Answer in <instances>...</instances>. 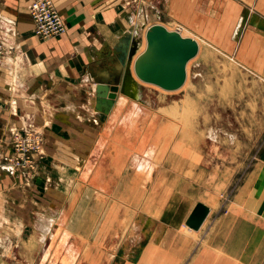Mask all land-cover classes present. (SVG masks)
Returning a JSON list of instances; mask_svg holds the SVG:
<instances>
[{
  "label": "rangeland",
  "instance_id": "1",
  "mask_svg": "<svg viewBox=\"0 0 264 264\" xmlns=\"http://www.w3.org/2000/svg\"><path fill=\"white\" fill-rule=\"evenodd\" d=\"M151 1L130 4L143 9L148 25L180 29L194 36L200 48L179 89L138 86L128 113L136 119L131 127L120 120L104 127L87 113L88 95L77 88L75 104L86 112L83 115L57 112L66 101L52 102L47 96L36 101L39 118L23 122L19 97L7 93L5 108L11 113L0 121V243L8 236L12 240L0 262L264 264V73L258 72V59L242 56L238 36L245 17L230 11V0H153V6ZM136 14L141 17L142 11ZM2 32L0 28V66L11 63L7 57L17 60L24 53L16 31L10 43L4 42ZM142 34L140 30V39ZM10 74L6 70L2 77L13 93ZM134 132L143 143L156 139L166 159L151 184H140L134 218L139 226L116 240L114 247L105 248L101 234L105 200L87 185L91 170L83 169L82 160L98 143L99 152L90 154L93 171L105 169L106 180L119 178L126 161L120 160L116 147L120 137L132 139ZM138 144L128 140L127 147ZM146 200L151 205L146 204L147 210ZM197 202L209 206L198 229L204 230L202 235L185 224ZM60 210L67 225L53 228L41 244L33 230L34 212L53 216ZM140 214L155 219L146 233ZM63 227L73 244L72 259L63 248ZM15 244L19 247L13 250ZM20 248L27 255L16 258Z\"/></svg>",
  "mask_w": 264,
  "mask_h": 264
},
{
  "label": "crops",
  "instance_id": "2",
  "mask_svg": "<svg viewBox=\"0 0 264 264\" xmlns=\"http://www.w3.org/2000/svg\"><path fill=\"white\" fill-rule=\"evenodd\" d=\"M31 1L0 0V28L3 31L10 29L16 31L24 51L22 56L20 55L23 60L16 68L13 66L23 86L13 85L15 87L13 93L9 92L7 80L2 77L6 70L11 72L12 65L0 66V121L10 117L11 112L5 108L9 96L7 93L19 97L17 107L22 115L21 120L27 114H31V118H39L36 101L47 96L51 101L57 98L66 101V106L57 112H65L68 117L70 113L83 115L86 112L75 104L77 95L74 90L77 88L88 95L89 100L84 104L87 113L103 125L109 120V112L101 120V115L92 106L95 99V83L91 73H103L112 67L111 60L118 55L114 46L121 33H130L132 37L139 33L141 28L133 34L127 28L131 26L134 16H137L136 13L141 9H138V5L130 4L132 0H53L65 22L66 32L56 38L39 40L34 36L32 19L28 11ZM150 4L153 6V0ZM231 10H237L245 17L238 36L243 48L242 56L258 59V62L254 60L256 66H259L258 72L264 73V0H230ZM122 21H125V27L121 26ZM10 40H13V37ZM141 42L142 38L139 45ZM131 72L133 73L132 66ZM120 113L116 114L112 121H116ZM47 216L40 211L34 212L33 215V230L40 239L41 234L38 230L40 226L36 228V225L38 220L44 217L46 219ZM11 240L9 236L2 238L0 243L2 258L11 246ZM12 247L14 250L19 245L15 244ZM19 254L26 256L27 252L20 248L17 249L16 258ZM0 264H4L3 259Z\"/></svg>",
  "mask_w": 264,
  "mask_h": 264
},
{
  "label": "bare ground",
  "instance_id": "3",
  "mask_svg": "<svg viewBox=\"0 0 264 264\" xmlns=\"http://www.w3.org/2000/svg\"><path fill=\"white\" fill-rule=\"evenodd\" d=\"M141 11H142L141 17L135 15L133 18V21L131 23V26L129 28H127V30L129 29L132 34L135 33V31L138 28H141V30H143L142 42L136 48V50H135L136 52H135L132 60H134L135 57L144 50V48L146 46V40H145L144 34H145L146 29L150 25H152V24H150V25L147 24V22L144 19V17H146L145 12L143 11L142 8H141ZM139 18L142 19L141 24H140V22H138ZM153 24L162 25L161 23H153ZM162 26H164V25H162ZM165 28L168 29L167 27H165ZM168 30H174V29H168ZM176 31H178L183 37H190V38L194 39L198 44V49L200 48L199 42L194 36L182 33L180 31V29H176ZM3 37L6 39H8V38L12 39V35H10L8 33H6ZM198 53H199V50L197 51L196 55ZM196 55L193 58H191L190 60H188V62L185 65L186 76H185V80H184L182 85H184L186 79H188L187 78V76H188V65L196 57ZM6 59H7V61L11 62L10 64L12 65V67H11L10 76H8V77L5 76V77H7L8 81L10 80L12 82V83L10 82L11 84L17 85V86H23V83L18 79V74H17V71L15 69L16 66L19 65V60H14L15 58H12V57H7ZM22 60L23 59H21L20 61H22ZM13 66L15 68H13ZM22 71H23V69H22ZM19 72H21V71H19ZM22 76H23V74H22ZM132 77L134 80L136 79L137 85L141 86V88L144 85H150L149 83H145V82H142L139 79H137L135 77V75H133V73H132ZM180 87H182V86H180ZM135 99L136 98L129 97L127 95L118 93L116 95L115 100H114L113 106L111 107V109L108 113L109 120L105 121L103 126L104 127H112L114 125V122H115V120L114 121H112V120L114 118H116V114H119L121 111H123V112H121L120 115L118 116V118L116 119V120H120L119 123L121 125H127L128 124L130 126V125H132L131 122H136V119H132L128 115V113L130 112V109L132 107L131 106L132 104L130 102H134ZM126 100H129L130 102L129 101L126 102ZM92 106H94V103L92 104ZM136 113L139 114L138 111H136ZM121 115H122V117H121ZM102 117L103 116H101V118H100L101 120L103 119ZM26 119L30 120L31 114H27L26 118L25 117L23 118V122H26ZM29 127H31V126H29ZM29 127H27V128H29ZM125 131H130V130L126 129ZM36 132H38V131H36ZM39 132H41V131H39ZM150 137H152V136H150ZM132 139L135 140L136 144L138 142H139V144H138V147L129 149L127 147L128 146L127 142H128V140H132ZM132 139H130V138L124 139V138L120 137V140H119L120 145L116 147V150H117L116 153L120 154L119 155L120 160L123 163L125 161L128 162L127 165H125V163H126L125 162L124 166H122V168L118 171V174H120V176H118L119 178H117V179L111 178V177L108 180L104 179L105 178V175H104L105 169L102 172L99 169L93 171L94 167L92 165V161H94V160H92L93 158H92V156H90V154H92V153L96 154L99 152L97 142H96L97 144H95L94 147L88 152L89 156L88 155L85 156L84 160H82L83 169L85 171H88V169L91 170L90 174L88 175V178L85 177V180L88 183L87 185L93 191L103 195V198L105 200V202H104L105 204L103 203V207L101 209L102 210V217L104 219V224L102 225V233L101 234H102L103 246L105 248L114 247L113 245H114V242L116 240H119L120 238H122L126 233H131L132 232L131 230H133L134 228L137 227L139 222L134 220V218H135V213H138L137 212V210H138L137 205L139 203L138 202V193L140 191V184L149 185L153 182L152 179H154V177H156L159 174L160 164L163 162L162 160L164 159L162 152L158 148V144H157L156 139H152L149 142L143 143V140L140 139L139 135L137 136V134H135V132H134V135L132 136ZM97 140H98V138H97ZM119 141H117V142L119 143ZM169 150H171V149H169ZM166 154H167V152H166ZM169 154H170V152H169ZM131 176L132 177L135 176V180L133 179L134 181L130 180ZM139 180H141V181H139ZM169 182H170V180H169ZM173 182H174V180H173ZM148 190L150 191V189H148ZM150 197H151V195L148 196L147 200H149ZM147 200L144 203L145 206L147 204ZM144 204H143V207H144ZM147 205H149V207H150L151 206L150 202ZM152 205L154 207L158 206L157 203H154ZM206 206L209 208L208 205H206ZM145 209L146 210L148 209L147 206L145 207ZM62 213H63L62 210H60L57 214H55L53 216L50 215V216H47L46 219L44 217V219L38 220L39 222L36 225V228L38 226H40V228L38 227L39 228L38 230L41 234V240H40L41 244H43L44 241L47 239L48 235H50L52 233L53 228H55V227L58 228V226H60V225L61 226L65 225V224L67 225V218ZM137 217H138V215H137ZM140 220L142 223L141 228L144 229V232L146 233L147 231H149V229H150V227H151V225L155 219L152 217V215L151 216H145L143 214H140ZM188 229H189V227H188ZM201 229L198 230V232H196V233H198L199 235H202L204 233V230L203 229L201 230ZM61 231H63V232H61V233H63L62 234V244L64 242L63 248H64L65 252L67 253L68 258L72 259L73 255H74V253H73L74 248H73L72 242L69 239V232L64 227L62 228ZM70 233H71V231H70ZM107 260H108V258H107ZM105 262H106V260H105Z\"/></svg>",
  "mask_w": 264,
  "mask_h": 264
},
{
  "label": "water",
  "instance_id": "4",
  "mask_svg": "<svg viewBox=\"0 0 264 264\" xmlns=\"http://www.w3.org/2000/svg\"><path fill=\"white\" fill-rule=\"evenodd\" d=\"M144 36L146 46L132 60L140 38L138 34L132 37L130 33H121L114 46L118 55L111 60L112 67L103 73H91L95 83L94 110L101 116L110 111L118 93L136 97L139 88L132 77L131 66L136 78L142 82L164 90H176L182 86L186 76L185 65L196 55L197 42L160 24L150 25ZM208 212L209 208L204 203L197 202L185 224L192 230H198Z\"/></svg>",
  "mask_w": 264,
  "mask_h": 264
},
{
  "label": "built area",
  "instance_id": "5",
  "mask_svg": "<svg viewBox=\"0 0 264 264\" xmlns=\"http://www.w3.org/2000/svg\"><path fill=\"white\" fill-rule=\"evenodd\" d=\"M28 11L33 23V32L37 37H56L66 32L64 20L56 9L53 0H32L28 6ZM13 32L11 29L4 30L3 36L6 33L13 35ZM4 40V42L10 43L9 38H4Z\"/></svg>",
  "mask_w": 264,
  "mask_h": 264
}]
</instances>
